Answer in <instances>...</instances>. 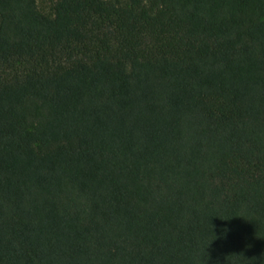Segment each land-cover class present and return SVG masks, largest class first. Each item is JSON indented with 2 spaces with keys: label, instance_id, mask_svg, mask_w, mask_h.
I'll return each instance as SVG.
<instances>
[{
  "label": "trees",
  "instance_id": "16d2710c",
  "mask_svg": "<svg viewBox=\"0 0 264 264\" xmlns=\"http://www.w3.org/2000/svg\"><path fill=\"white\" fill-rule=\"evenodd\" d=\"M0 0V264H264V0Z\"/></svg>",
  "mask_w": 264,
  "mask_h": 264
},
{
  "label": "rangeland",
  "instance_id": "374dc122",
  "mask_svg": "<svg viewBox=\"0 0 264 264\" xmlns=\"http://www.w3.org/2000/svg\"><path fill=\"white\" fill-rule=\"evenodd\" d=\"M39 10L48 16H52V2L51 0H37Z\"/></svg>",
  "mask_w": 264,
  "mask_h": 264
}]
</instances>
